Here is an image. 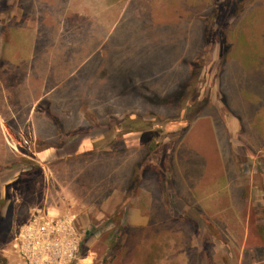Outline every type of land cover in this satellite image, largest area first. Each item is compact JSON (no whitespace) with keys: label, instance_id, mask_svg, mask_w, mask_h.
<instances>
[{"label":"rangeland","instance_id":"374dc122","mask_svg":"<svg viewBox=\"0 0 264 264\" xmlns=\"http://www.w3.org/2000/svg\"><path fill=\"white\" fill-rule=\"evenodd\" d=\"M1 1L0 42L22 49L14 75L29 79L35 105L29 125L26 110H0V264H24L15 236L34 214L47 212L75 214L81 235L75 264L153 262L141 257L136 229L125 233L124 213L144 198L141 189L152 196L157 189L165 203L173 195L189 202L186 188L196 176L218 174L213 143L224 142V130L203 115L213 113L208 107L215 102L233 132L240 125L236 96L264 100V0H119L113 12L76 18L58 13L57 0H48V8L39 2L38 13L29 0ZM21 26L41 32L29 67V29L8 34ZM12 69L0 67L2 81ZM192 101L198 104L191 108ZM237 165L249 174L251 165L240 159ZM247 208V242H223V230H234L217 218L204 235L200 220L177 221L195 232V247L188 244L163 264H264V211L257 224L256 211Z\"/></svg>","mask_w":264,"mask_h":264},{"label":"crops","instance_id":"0c3cea01","mask_svg":"<svg viewBox=\"0 0 264 264\" xmlns=\"http://www.w3.org/2000/svg\"><path fill=\"white\" fill-rule=\"evenodd\" d=\"M116 1L119 0H57L56 9L58 13H60V11L62 12L64 18H76L84 13L85 16L90 15V17H93L98 13L113 12V3ZM198 1H208V3H210L213 0ZM39 2L40 4L46 3L48 8V0H29V4L35 13L43 10V8L40 9L38 7ZM1 5L2 1L0 0V7ZM208 9H210V7H208ZM212 11L213 9L208 12L211 13ZM11 15L14 14L11 13ZM11 15L9 17H11ZM38 16L43 17L42 15ZM24 29L29 28L25 26L10 28L8 34L12 33L16 36L19 32L24 31ZM26 32L27 35H32L29 59L24 63L29 67L33 62H36L34 51L38 48L37 44L39 39L37 36L40 35L41 32L36 29H29V32L27 30ZM12 44L14 43L11 42V44H9L0 42V67L2 68V66H5L13 68L12 73L8 71L9 74L4 78V81H2L3 77L0 76V110H11V113H13L12 110H26L22 113L26 114L25 124L29 125V120L31 119L29 117V110H33V106L35 105L34 94L32 93L34 90L31 87L29 79L20 81V79L14 75L15 63L20 59L17 52L22 51V49L15 48ZM5 45L10 46L6 48L4 47ZM66 47L67 46H62L60 49L63 48L65 50ZM25 49H28V47ZM13 51L14 56L12 54ZM188 51H190V49ZM185 60L192 61L189 55L186 56ZM219 61H221L220 64H223L224 67L225 60L220 59ZM234 63L236 64L233 65V73L237 71L239 61ZM185 66L188 67L186 64ZM227 72L228 71H226V73ZM249 74L252 77L256 72H249ZM193 78L195 77L192 72L187 77V82H190ZM7 81L10 83H7ZM2 84L4 85L2 86ZM29 91H32L31 96H29ZM49 93L50 92H45V94L39 97L37 96V103L45 99ZM260 95L261 94H255V98H253L252 101L250 100L249 103L245 102L244 98L237 102L236 99L240 96H236L234 101L235 106L234 103H232L235 117L240 122L239 126L235 124L236 127L234 130L235 132L238 131L236 134L234 130L231 132V124L229 125V123L226 125L228 129L227 133L225 126L222 125L220 121V110H217L215 107V102H211V105H209L208 110L214 111L213 113H208V115H203V119L208 118L214 125L215 122L218 121L222 130H224V142L220 140L219 142L216 141L215 144L213 143L218 151L217 158L220 168L218 174L213 178L209 176V180H204V174H201V178H199V176L195 177L194 181L196 183L186 188V193L190 196L189 202L185 201L186 199H184V197L176 195L172 196V203H165L161 198L158 199L159 202L156 198L157 189H155L153 196L150 190L147 192L141 189L144 198H138L128 205L123 216L125 233L127 236L128 234L131 235L133 233L132 231L136 229L138 234V251L142 254L141 257L144 256L149 260H153V262L148 264H163L164 260H171L177 257L178 252H185L188 244L191 250L194 249L195 240H197L195 232H193V230H189L188 232L184 228H180L178 224L192 225L200 220L202 222L200 233L204 235V233L208 234L209 222H212L210 219L213 217V219L217 218L218 223L221 222L224 227H227L228 224V226L234 230L232 233L229 231L227 233L226 229L223 230V235L221 234L223 236V242L240 244L241 242H247L248 239L251 238L249 237L248 228L252 226V224H249V216L243 215V209H246L248 205L250 209L256 211L254 215L255 222H257V212L264 211V100ZM237 103L240 105L243 103L242 106L249 104V110H243L245 107L239 110ZM197 111L194 113H197ZM224 112H226V110H224ZM15 114H17V112H15ZM194 124L193 122L191 126L192 129ZM220 147L224 149V155L221 153ZM238 159L241 160V166H246L247 164H249V166L251 165L249 174H244L242 172L243 170L239 171L237 165ZM246 175H248L249 181H245ZM258 175L261 178L260 181H258ZM171 191H175L174 187L171 188ZM252 195L256 196L253 200ZM246 202H248V204ZM195 212H198V214ZM177 221L179 222L178 224ZM172 222H174V225H172ZM260 225L264 227V224ZM187 235H189V239L186 238ZM262 236L264 239V234H262ZM183 243H186V245L184 246ZM184 257L187 258L186 253ZM165 264L170 263L167 262Z\"/></svg>","mask_w":264,"mask_h":264},{"label":"built area","instance_id":"2783aa9c","mask_svg":"<svg viewBox=\"0 0 264 264\" xmlns=\"http://www.w3.org/2000/svg\"><path fill=\"white\" fill-rule=\"evenodd\" d=\"M81 235L71 212L36 213L15 236V248L24 264H75Z\"/></svg>","mask_w":264,"mask_h":264},{"label":"trees","instance_id":"16d2710c","mask_svg":"<svg viewBox=\"0 0 264 264\" xmlns=\"http://www.w3.org/2000/svg\"><path fill=\"white\" fill-rule=\"evenodd\" d=\"M194 77H195V74H194ZM192 104H193V105H192ZM197 104H198L197 102H195V101H192V102H191V106H190V107L192 108V106H195V105H197ZM189 110H190V109H188L187 111H189ZM196 110H198V109H196Z\"/></svg>","mask_w":264,"mask_h":264}]
</instances>
